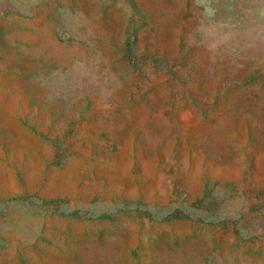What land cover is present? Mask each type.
Returning <instances> with one entry per match:
<instances>
[{
	"label": "rangeland",
	"instance_id": "obj_1",
	"mask_svg": "<svg viewBox=\"0 0 264 264\" xmlns=\"http://www.w3.org/2000/svg\"><path fill=\"white\" fill-rule=\"evenodd\" d=\"M0 264H264V0H0Z\"/></svg>",
	"mask_w": 264,
	"mask_h": 264
},
{
	"label": "crops",
	"instance_id": "obj_2",
	"mask_svg": "<svg viewBox=\"0 0 264 264\" xmlns=\"http://www.w3.org/2000/svg\"><path fill=\"white\" fill-rule=\"evenodd\" d=\"M27 222H30V219H28ZM49 224H50V222L44 224L45 229L49 228L48 235H47V238H46V239H48V241H45L46 239L44 240L41 236H40L41 238H37L36 237V235H35V233H36L35 232L36 223H35V220H33V218H31V222L30 223H24L23 222V224L20 225V228L22 229V233L20 234V238H23V237L26 236L27 237V241L25 242L22 239V241H21L22 247L18 249V252L19 251L20 252L21 251L24 252L25 250L30 251V244H33V246H34L35 243H36L35 239L40 240V242H42L44 244H48V243L50 244L49 239L52 237V232L50 230H51L52 227H51V224L50 225ZM55 237H57V236L55 235ZM58 237H59V240H61V238H62L61 235H58ZM31 238H33L32 239L33 242H31L32 241ZM33 250H31V251H33Z\"/></svg>",
	"mask_w": 264,
	"mask_h": 264
}]
</instances>
